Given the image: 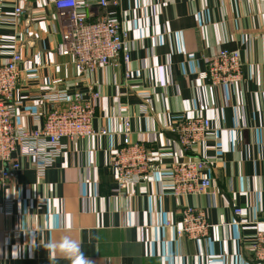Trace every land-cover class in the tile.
Instances as JSON below:
<instances>
[{"label": "crops", "instance_id": "obj_1", "mask_svg": "<svg viewBox=\"0 0 264 264\" xmlns=\"http://www.w3.org/2000/svg\"><path fill=\"white\" fill-rule=\"evenodd\" d=\"M54 1L0 0V65L15 52L21 57L13 123L35 130L41 123L32 113L65 106L45 96L91 88L99 93L93 129L107 134L64 142L43 177L30 157L0 176V264H70L43 248L63 236L90 264H263L250 246L264 230V0H108L105 8L87 0L88 21L106 17L127 31L129 60L124 70L117 55L116 67H97L80 80L72 58L57 52L65 24ZM16 7L23 13L12 21ZM221 49L239 53L237 86L211 88L197 79ZM196 116L209 120L211 132L184 150L170 129ZM125 119L150 159L135 189L109 169ZM187 158L206 163L210 186L173 197L171 167ZM185 206L204 212L205 239L176 237Z\"/></svg>", "mask_w": 264, "mask_h": 264}, {"label": "built area", "instance_id": "obj_2", "mask_svg": "<svg viewBox=\"0 0 264 264\" xmlns=\"http://www.w3.org/2000/svg\"><path fill=\"white\" fill-rule=\"evenodd\" d=\"M101 8L107 7L108 0H97ZM117 2L112 1L116 6ZM53 7L58 17L65 24V31L57 52L72 58L74 77L83 79L97 67L117 66L114 59L120 55L121 65L126 70L129 60L126 43L127 31L109 18L88 21L82 11L89 9L87 0H55ZM23 11L16 7L12 21L17 20ZM143 13H141L142 15ZM151 45L154 40L151 39ZM21 57L18 53L0 65V176L7 178L15 173L21 157L33 159L34 171L39 177L53 166L66 149L64 142H75L90 137L104 136L107 132L93 129L94 109L99 93L91 88L75 91L72 94L58 91L45 96L49 103L64 104L63 108H51L44 114L30 116L41 125L35 130L25 129L13 123L14 114L19 103L12 100L20 77ZM125 78L128 77L124 72ZM197 79L211 88H228L237 86L243 80L240 56L236 50L221 49L212 56ZM58 82V81H57ZM85 86V85H84ZM86 87V86H85ZM147 109L141 107L145 115ZM124 131L119 147L112 153L109 169L115 179L135 189L143 182L149 171L150 159L144 143L131 140L129 121L124 120ZM176 136V142L186 150L194 144L204 142L211 132L207 118L189 117L170 129ZM206 163L200 158H187L171 167V195L173 197H190L205 193L210 186V179L204 176ZM241 209H234L233 214L240 216ZM177 238L203 240L207 237L210 225L202 210L185 206L175 225ZM250 250L257 263L264 264V230L257 233Z\"/></svg>", "mask_w": 264, "mask_h": 264}, {"label": "clouds", "instance_id": "obj_3", "mask_svg": "<svg viewBox=\"0 0 264 264\" xmlns=\"http://www.w3.org/2000/svg\"><path fill=\"white\" fill-rule=\"evenodd\" d=\"M43 248L50 253L59 252L69 260L70 264H90L88 258L81 251L80 245L69 236H63L58 241L50 239L44 243Z\"/></svg>", "mask_w": 264, "mask_h": 264}]
</instances>
